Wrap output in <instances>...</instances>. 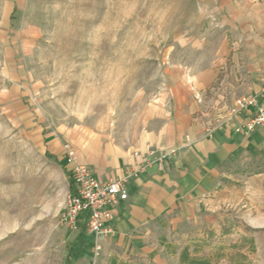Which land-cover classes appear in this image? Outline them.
I'll list each match as a JSON object with an SVG mask.
<instances>
[{"label": "rangeland", "instance_id": "374dc122", "mask_svg": "<svg viewBox=\"0 0 264 264\" xmlns=\"http://www.w3.org/2000/svg\"><path fill=\"white\" fill-rule=\"evenodd\" d=\"M210 16L202 0H0V264H99L83 251L85 231L60 223L69 172L43 136L136 146L169 115L181 77L209 63L202 41L222 36ZM246 80L260 86L264 74L246 79L225 63L196 91L199 121L225 114ZM15 82L28 122L7 107ZM252 161L231 166L225 184L241 190L253 175L255 197L230 192L211 226L190 233L208 264H264V154Z\"/></svg>", "mask_w": 264, "mask_h": 264}, {"label": "crops", "instance_id": "0c3cea01", "mask_svg": "<svg viewBox=\"0 0 264 264\" xmlns=\"http://www.w3.org/2000/svg\"><path fill=\"white\" fill-rule=\"evenodd\" d=\"M202 2L211 15L210 28L222 36L214 43L212 39L202 41V46H211L209 63L192 67L181 77L179 87L171 92L165 121L133 147L95 137L72 141L79 160L103 180L119 176L137 149L154 145L166 152L174 150L168 161H155L147 171L130 179V198L117 206V213L109 222L113 231L109 236L97 237L85 231L83 251L96 256L99 264H208V258L199 255L200 245L191 231L210 227L218 214L215 208L234 200L230 192L255 197L253 175L241 190L227 188L225 183L231 166L249 164L253 162L252 155L264 154V127L247 133L227 124L207 136L199 121V111L205 104L195 96L197 90L211 87L225 63L232 70L239 67L246 79L264 74V0ZM228 36L238 42L233 45ZM18 78L21 80L20 67ZM247 84L244 81L232 94L260 88L258 84ZM10 88L7 107L22 109L21 119L28 122L21 85L15 82ZM43 137L46 152L67 170L62 165L65 139L53 132H46ZM250 209L255 215V203H250ZM252 222L256 224V218Z\"/></svg>", "mask_w": 264, "mask_h": 264}, {"label": "built area", "instance_id": "2783aa9c", "mask_svg": "<svg viewBox=\"0 0 264 264\" xmlns=\"http://www.w3.org/2000/svg\"><path fill=\"white\" fill-rule=\"evenodd\" d=\"M233 102L225 114L214 113L210 117L205 112L207 119L201 121L207 136H211L215 128L227 124H232L238 132L247 133L264 127V83L252 93L241 94ZM199 116L203 119L202 113ZM63 152L62 164L74 185L69 201L61 211L60 223L74 231L82 229L97 237H105L113 232L109 222L115 217L117 206L130 198V179L147 171L155 161H168L174 150L166 152L154 145L146 150L137 149L132 152L131 161L123 166L120 175L108 180L97 177L90 166L79 160L78 151L71 141L64 140Z\"/></svg>", "mask_w": 264, "mask_h": 264}, {"label": "trees", "instance_id": "16d2710c", "mask_svg": "<svg viewBox=\"0 0 264 264\" xmlns=\"http://www.w3.org/2000/svg\"><path fill=\"white\" fill-rule=\"evenodd\" d=\"M70 183H71V189L73 188V182H72V179L70 178Z\"/></svg>", "mask_w": 264, "mask_h": 264}]
</instances>
